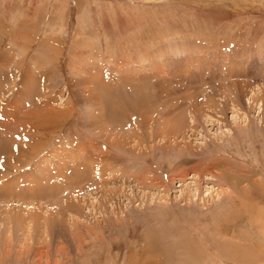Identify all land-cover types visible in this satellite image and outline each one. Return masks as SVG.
<instances>
[{"label":"rangeland","instance_id":"rangeland-1","mask_svg":"<svg viewBox=\"0 0 264 264\" xmlns=\"http://www.w3.org/2000/svg\"><path fill=\"white\" fill-rule=\"evenodd\" d=\"M0 264H264V0H0Z\"/></svg>","mask_w":264,"mask_h":264},{"label":"crops","instance_id":"crops-1","mask_svg":"<svg viewBox=\"0 0 264 264\" xmlns=\"http://www.w3.org/2000/svg\"><path fill=\"white\" fill-rule=\"evenodd\" d=\"M139 68V67H138ZM131 71H132V73L134 74L135 73V69H132L131 68ZM152 72H153V70H152ZM151 72V73H152ZM133 74L132 75H128V72H127V74L125 75V77H126V79L127 80H129V78L131 77V76H133ZM134 75H138V73H135ZM143 75V76H142ZM124 75H122V76H120V82H121V79L122 78H124L123 77ZM139 76H142V78L145 76V74L144 73H140V75ZM132 80H138V79H132ZM152 85V84H151ZM121 86V85H120ZM152 88H150V92L151 93H155L156 91H157V85L155 86V83H154V85L153 86H151ZM120 89H121V87H120ZM135 91H136V89H135ZM159 92V91H158ZM136 95V94H135Z\"/></svg>","mask_w":264,"mask_h":264},{"label":"bare ground","instance_id":"bare-ground-1","mask_svg":"<svg viewBox=\"0 0 264 264\" xmlns=\"http://www.w3.org/2000/svg\"><path fill=\"white\" fill-rule=\"evenodd\" d=\"M182 45V44H181ZM167 52V51H166ZM250 103V102H249ZM186 173V172H185ZM198 173H199V171H198ZM200 177H202V175H200V174H198ZM183 176V175H182ZM188 176V175H187ZM213 176H216L215 174H213ZM217 176H219V175H217ZM191 178V177H190ZM192 178H197V175L196 174H194L193 176H192ZM215 177H212V176H207V179H211V180H213ZM212 187V186H211ZM194 190V192H192V197H191V199L190 200H192V198L194 197V196H196L197 195V192L199 193V196H200V192L202 191L201 190V188L199 187V186H197V188H195V189H193ZM215 190V189H214ZM213 193V192H212ZM220 193L219 192H216V195H219ZM252 219V218H251ZM255 219V218H254Z\"/></svg>","mask_w":264,"mask_h":264}]
</instances>
